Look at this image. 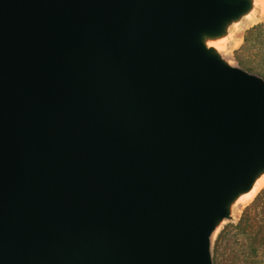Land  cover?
<instances>
[{
	"label": "water",
	"instance_id": "95a60500",
	"mask_svg": "<svg viewBox=\"0 0 264 264\" xmlns=\"http://www.w3.org/2000/svg\"><path fill=\"white\" fill-rule=\"evenodd\" d=\"M248 7L0 0V264H213L264 80L204 37Z\"/></svg>",
	"mask_w": 264,
	"mask_h": 264
},
{
	"label": "rangeland",
	"instance_id": "374dc122",
	"mask_svg": "<svg viewBox=\"0 0 264 264\" xmlns=\"http://www.w3.org/2000/svg\"><path fill=\"white\" fill-rule=\"evenodd\" d=\"M248 1L249 7L239 16L226 21L222 32L213 36L217 39L216 44L214 46H205L226 64L241 68L264 80V34L259 32L260 36H258V31H252L247 34V30L250 28L258 24L264 25V4H261L262 9L259 6H254L253 0ZM262 189H264V185L257 192L259 193ZM242 193L237 194L229 202L227 206L228 216L217 223L216 229L211 236L210 249L212 257L213 244L220 230L228 223L237 222L243 209L258 194L252 200L243 203L237 200Z\"/></svg>",
	"mask_w": 264,
	"mask_h": 264
},
{
	"label": "trees",
	"instance_id": "16d2710c",
	"mask_svg": "<svg viewBox=\"0 0 264 264\" xmlns=\"http://www.w3.org/2000/svg\"><path fill=\"white\" fill-rule=\"evenodd\" d=\"M264 34V25L247 30ZM260 32V33H259ZM213 264H264V189L242 211L237 222L223 226L214 241Z\"/></svg>",
	"mask_w": 264,
	"mask_h": 264
},
{
	"label": "bare ground",
	"instance_id": "6f19581e",
	"mask_svg": "<svg viewBox=\"0 0 264 264\" xmlns=\"http://www.w3.org/2000/svg\"><path fill=\"white\" fill-rule=\"evenodd\" d=\"M261 4H264V0H253L254 6H259L263 9ZM217 42V39L213 36H205L204 43L206 46H214ZM264 185V170L261 171L252 181L251 186L245 192H243L237 200L238 202L246 203L252 200L255 195L258 193L257 190ZM257 192V193H256Z\"/></svg>",
	"mask_w": 264,
	"mask_h": 264
}]
</instances>
